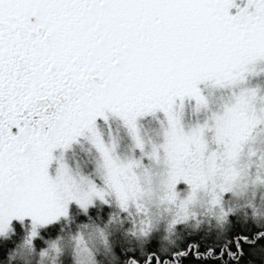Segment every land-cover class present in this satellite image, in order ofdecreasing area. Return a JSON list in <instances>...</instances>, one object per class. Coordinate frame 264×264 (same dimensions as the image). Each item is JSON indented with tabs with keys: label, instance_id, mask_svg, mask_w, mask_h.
I'll use <instances>...</instances> for the list:
<instances>
[{
	"label": "snow or ice",
	"instance_id": "snow-or-ice-1",
	"mask_svg": "<svg viewBox=\"0 0 264 264\" xmlns=\"http://www.w3.org/2000/svg\"><path fill=\"white\" fill-rule=\"evenodd\" d=\"M257 56L264 0H0V234L12 219L31 217L35 229L64 215L69 201L86 208L125 182L140 161L118 157L98 119L122 121L143 155L139 117L170 119L175 101L206 77ZM79 137L94 149L92 177L62 158L50 175L53 151ZM180 255L159 250L143 264H178Z\"/></svg>",
	"mask_w": 264,
	"mask_h": 264
},
{
	"label": "rangeland",
	"instance_id": "rangeland-1",
	"mask_svg": "<svg viewBox=\"0 0 264 264\" xmlns=\"http://www.w3.org/2000/svg\"><path fill=\"white\" fill-rule=\"evenodd\" d=\"M261 98H264V58L257 56L240 69L206 77L183 100L175 101L170 119L158 111L139 117L136 125L144 144L143 155L135 148L122 121L112 116L107 121L98 119L96 131L105 142L114 143L116 155L140 161L123 177L125 182L116 180L117 188L111 195L103 200L93 198L86 208H81L74 200L69 201L64 215L47 224H36L35 229L31 217L12 219L0 238L14 232V222L20 224L23 233L19 246L26 237H31L34 256L31 253L17 255L16 251L15 256L24 263L38 264L35 254L49 244L74 239L91 228L101 234L105 247L93 252L96 264H113L112 236L122 222L128 223L133 236L144 237L159 231L171 235L181 224L218 227L221 225L218 217L225 221L229 214L243 208L257 209L258 213L263 211L261 215L264 216V207L254 196L233 186L226 166L240 149L245 133H254L262 127L258 121L253 122L254 102ZM176 121L185 133L181 143H177ZM52 155L50 175L55 173L56 158H62L70 170L82 176L91 178L95 172L94 149L85 137H79L67 149L54 150ZM97 187L101 185L97 183ZM154 192L159 195L153 196ZM118 196L125 205L123 209ZM98 206L110 209L105 226L84 225L73 234L49 242L41 250L34 248L39 231L67 219L72 208L85 213ZM33 230L35 236L31 235ZM62 257L63 261L71 258L69 264H74L72 249L65 248L57 264Z\"/></svg>",
	"mask_w": 264,
	"mask_h": 264
},
{
	"label": "trees",
	"instance_id": "trees-1",
	"mask_svg": "<svg viewBox=\"0 0 264 264\" xmlns=\"http://www.w3.org/2000/svg\"><path fill=\"white\" fill-rule=\"evenodd\" d=\"M262 212L243 208L229 214L223 226L181 224L171 235L159 231L144 237L133 236L128 223L122 222L117 233L112 236L114 260L111 263L126 264L132 256L143 264L147 256L159 254L160 250L170 254L183 253L178 257V264H264V238H255L257 233H264V224L257 225L250 219L251 216H262ZM110 213V209L105 206L93 207L85 213L72 208L67 219H61L39 231L34 248L41 250L49 242L73 234L84 225L103 227ZM13 228L14 232L10 236L0 238V264H37L24 263L15 256L23 231L20 224L15 222ZM245 237L247 240L242 239ZM61 259L59 264H69L71 258L65 261L63 257Z\"/></svg>",
	"mask_w": 264,
	"mask_h": 264
},
{
	"label": "clouds",
	"instance_id": "clouds-1",
	"mask_svg": "<svg viewBox=\"0 0 264 264\" xmlns=\"http://www.w3.org/2000/svg\"><path fill=\"white\" fill-rule=\"evenodd\" d=\"M256 121L262 127L254 133H245L240 149L227 161L226 166L232 175L233 186L254 196L264 207V98L254 102L253 122ZM152 195L157 196L159 193L154 192ZM250 219L257 225L264 224V216H251ZM218 222L223 226L224 218L218 217ZM83 232V235H77L74 239L49 244L45 250L35 254L38 264H57L65 248L73 250L74 264H96L93 252L105 249L101 234L91 228ZM16 253H31L34 256L31 237L25 238Z\"/></svg>",
	"mask_w": 264,
	"mask_h": 264
}]
</instances>
